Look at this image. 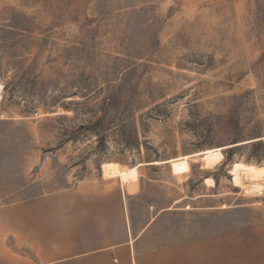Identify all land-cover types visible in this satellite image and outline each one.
Masks as SVG:
<instances>
[{
  "label": "rangeland",
  "instance_id": "rangeland-1",
  "mask_svg": "<svg viewBox=\"0 0 264 264\" xmlns=\"http://www.w3.org/2000/svg\"><path fill=\"white\" fill-rule=\"evenodd\" d=\"M260 139L264 0H0V215L36 205L73 246L123 185L138 247L264 264V180L232 171Z\"/></svg>",
  "mask_w": 264,
  "mask_h": 264
},
{
  "label": "crops",
  "instance_id": "crops-1",
  "mask_svg": "<svg viewBox=\"0 0 264 264\" xmlns=\"http://www.w3.org/2000/svg\"><path fill=\"white\" fill-rule=\"evenodd\" d=\"M123 192V185L121 189L114 186L85 197L91 202L85 218L79 215L77 227L69 229L76 246L60 238L54 241V222L36 205L4 212L0 215V264H204L194 255L175 263L167 257L174 250L138 247L144 230L136 229L123 208ZM7 239H12L14 249L7 246ZM207 264H212L211 259Z\"/></svg>",
  "mask_w": 264,
  "mask_h": 264
},
{
  "label": "bare ground",
  "instance_id": "bare-ground-1",
  "mask_svg": "<svg viewBox=\"0 0 264 264\" xmlns=\"http://www.w3.org/2000/svg\"><path fill=\"white\" fill-rule=\"evenodd\" d=\"M232 171L236 175L237 180L239 181V176L243 173L250 181L249 187L246 189L247 192H255L260 193L263 189V185L261 183L264 180V167L263 166H255L252 164H246L241 162H235L233 164ZM241 178V176H240Z\"/></svg>",
  "mask_w": 264,
  "mask_h": 264
},
{
  "label": "trees",
  "instance_id": "trees-1",
  "mask_svg": "<svg viewBox=\"0 0 264 264\" xmlns=\"http://www.w3.org/2000/svg\"><path fill=\"white\" fill-rule=\"evenodd\" d=\"M263 144H264V141H262V140L260 139V140H258V141L254 144V146H262ZM232 150H233L232 147H228L227 151L225 152L226 155L228 156L229 153H230Z\"/></svg>",
  "mask_w": 264,
  "mask_h": 264
}]
</instances>
